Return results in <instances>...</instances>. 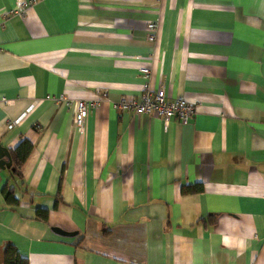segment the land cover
I'll return each mask as SVG.
<instances>
[{
	"label": "crops",
	"instance_id": "crops-1",
	"mask_svg": "<svg viewBox=\"0 0 264 264\" xmlns=\"http://www.w3.org/2000/svg\"><path fill=\"white\" fill-rule=\"evenodd\" d=\"M142 65L194 113H116ZM21 138L0 264H264V0H0V145Z\"/></svg>",
	"mask_w": 264,
	"mask_h": 264
},
{
	"label": "built area",
	"instance_id": "built-area-1",
	"mask_svg": "<svg viewBox=\"0 0 264 264\" xmlns=\"http://www.w3.org/2000/svg\"><path fill=\"white\" fill-rule=\"evenodd\" d=\"M25 5L15 8V11H20ZM146 39L151 41L154 38L155 21L151 20L145 24ZM139 73L145 79L141 84V91L138 100L132 98L127 99L119 97L113 104L116 113H121L125 109H131L134 113H147L153 115L164 122L171 116H175L180 121H185L189 116L194 113V105L184 98H167L161 89L151 90L148 86L149 70L147 66L142 65L138 68ZM94 104L93 100L89 99H76L74 101V110L71 117L72 125L79 129L87 115L88 107ZM19 120V116L9 120L6 127L10 128Z\"/></svg>",
	"mask_w": 264,
	"mask_h": 264
},
{
	"label": "trees",
	"instance_id": "trees-1",
	"mask_svg": "<svg viewBox=\"0 0 264 264\" xmlns=\"http://www.w3.org/2000/svg\"><path fill=\"white\" fill-rule=\"evenodd\" d=\"M31 148L30 142L26 138L19 139L16 144L8 149L9 159H10V166L12 169H9L10 176H15L16 179H20L19 173V166L22 160L27 155L29 149ZM199 186L197 185H185L181 186L182 192H192L198 191ZM26 190L23 192L19 191L14 184L3 183L0 188V194L3 200L8 204H16L19 201V198L22 196V193H25ZM56 200V198H55ZM46 210L41 208H36L35 210V218H39L44 220L45 219ZM106 232L105 230L103 231ZM1 264H25V260L23 257H20L14 247L10 244H5L2 249L1 253Z\"/></svg>",
	"mask_w": 264,
	"mask_h": 264
},
{
	"label": "water",
	"instance_id": "water-1",
	"mask_svg": "<svg viewBox=\"0 0 264 264\" xmlns=\"http://www.w3.org/2000/svg\"><path fill=\"white\" fill-rule=\"evenodd\" d=\"M3 168H8L10 170L12 169V167L10 166L8 150L0 145V169ZM51 230L61 235H72L73 233H75V232L64 231L56 226H51Z\"/></svg>",
	"mask_w": 264,
	"mask_h": 264
}]
</instances>
